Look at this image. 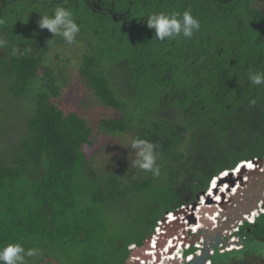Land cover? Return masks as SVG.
Segmentation results:
<instances>
[{
	"label": "trees",
	"instance_id": "1",
	"mask_svg": "<svg viewBox=\"0 0 264 264\" xmlns=\"http://www.w3.org/2000/svg\"><path fill=\"white\" fill-rule=\"evenodd\" d=\"M7 1L0 0V38L8 42L0 86L30 109L16 117L23 128L15 141L0 134V247L38 248L28 264H126L130 245L141 246L167 211L195 202L223 171L264 157V85L248 80L264 71V8L255 0H38L41 9L17 7L4 17ZM57 5L70 8L80 28L81 81L116 112L99 128L156 144L160 178L144 171L127 181L87 159L92 127L54 102L61 86L43 63L65 41L36 27ZM185 10L200 22L190 39L160 41L147 26L152 13ZM237 234L242 248L216 250L227 260L211 264H264L253 251L264 245V212Z\"/></svg>",
	"mask_w": 264,
	"mask_h": 264
},
{
	"label": "rangeland",
	"instance_id": "2",
	"mask_svg": "<svg viewBox=\"0 0 264 264\" xmlns=\"http://www.w3.org/2000/svg\"><path fill=\"white\" fill-rule=\"evenodd\" d=\"M29 5L35 6V10L42 8V3L38 0H8L4 17L10 15L11 11H14L13 9L17 7ZM254 5L264 8V0H255ZM38 26L37 23L36 27ZM26 28H28L27 24L21 22L20 29L25 30ZM29 37L32 38V35ZM83 52H85V48L80 41H75L72 44L60 41L53 44L47 52L43 63L52 68L61 86L60 95L54 99V102L65 113L71 111L78 113L92 127V144L83 147V152L92 166L95 169L105 168L111 172L120 173L127 181H131L138 177L140 173L144 174V171L139 169V172L138 168L132 166V161L135 158V151L130 146L132 137L127 133L112 135L99 128L98 121L100 119L114 116L116 112L103 106L93 92L81 81L78 69ZM0 53H4L3 48H0ZM5 89V86H0V118L1 121L7 118L5 125L0 128V134L5 136L7 143L11 144L19 135V130L23 128V121L20 119L26 116L30 106L23 101L24 98L22 100L10 98ZM16 117L20 119L16 120ZM162 174L165 176V173ZM160 177L158 175V178ZM216 186H218L217 183ZM197 196L201 197L200 194ZM111 214L110 218L113 225L119 223L118 213L112 212ZM195 234L192 232L191 235ZM239 247L235 246L234 248ZM188 251L189 249L185 250L184 253L186 254ZM253 251H255V255L264 256V245L253 247ZM227 255L226 257L222 255L220 258L218 254H215L212 257L225 261ZM40 264H43V262Z\"/></svg>",
	"mask_w": 264,
	"mask_h": 264
},
{
	"label": "water",
	"instance_id": "3",
	"mask_svg": "<svg viewBox=\"0 0 264 264\" xmlns=\"http://www.w3.org/2000/svg\"><path fill=\"white\" fill-rule=\"evenodd\" d=\"M245 163H251L253 167L248 168L247 165H243ZM216 183L234 187L235 193H231L228 197L221 194V201L215 202L211 195L202 192L200 195L204 197L205 205H200V196H197L196 201L192 203L193 210L197 204L200 205L197 213L201 215L198 219L201 226L198 233L193 235L192 241V243L199 244L198 250L194 251L189 259L185 257L166 258L162 264H207L216 250L231 251L234 249L233 246L241 247L243 245L241 237H238L236 241L230 240V234L237 231L241 224L248 222L249 218H253L255 214L264 210V157L241 162L235 171L226 173ZM214 193L217 195L218 191L215 190ZM216 211L219 216L215 217V223L205 217L206 213L214 215ZM204 212L206 213L202 214ZM176 214H180V211ZM187 219L188 223H196L194 214L187 216ZM162 221H165V217ZM182 226L178 221L166 224L158 246H163L166 239L174 235ZM150 240L151 237L148 236L143 240L141 246L132 249L126 264H146L149 258L146 250L150 246ZM140 260H144V263H140Z\"/></svg>",
	"mask_w": 264,
	"mask_h": 264
},
{
	"label": "clouds",
	"instance_id": "4",
	"mask_svg": "<svg viewBox=\"0 0 264 264\" xmlns=\"http://www.w3.org/2000/svg\"><path fill=\"white\" fill-rule=\"evenodd\" d=\"M146 23L150 29H154L156 39L160 41L171 40L180 36L190 39L200 29L199 20L191 14L190 10H185L183 13H152L148 16ZM38 25L41 29H47L53 36L62 37L68 44L74 43L80 32L72 10L61 5H57L51 14H42ZM7 43V40L0 38V48L7 46ZM24 51L31 53L32 48L26 47ZM248 80L254 86L264 85V71H250ZM130 146L135 151L132 166L142 171H150L153 175H158L160 169L156 165L157 145L149 140L136 137L131 140ZM237 166L233 170L223 171L217 176L215 182L226 173L235 171ZM212 185L211 181L209 187ZM261 212H264V210ZM40 254L41 252L38 248L25 249L21 243H7L0 247V264H28V259L26 258L36 257Z\"/></svg>",
	"mask_w": 264,
	"mask_h": 264
},
{
	"label": "built area",
	"instance_id": "5",
	"mask_svg": "<svg viewBox=\"0 0 264 264\" xmlns=\"http://www.w3.org/2000/svg\"><path fill=\"white\" fill-rule=\"evenodd\" d=\"M216 179H217V177H214L212 179V183L214 181H216ZM211 187H209V189H207L205 191L206 194L207 193L209 194ZM205 202L206 201H205L204 197L201 196L199 199L200 205H205ZM192 203H194V202H192ZM192 203L181 205L179 208L174 210L175 212L169 211L168 213L164 214L165 215L164 216L165 217L164 222L162 221L163 218L157 222V225L154 229V232L150 235V237H151L150 244H149L150 246L146 250V253L149 256L146 264H162L164 259H166V258L168 259V256H175L176 253L178 252V251H176L178 249L176 247L177 243L182 242V244H180L182 246L180 249V253L177 255L178 258L185 257L186 259H189L192 256V254L186 255L184 253V251L190 249L191 247H195L196 251L198 250L199 244L195 243V242L192 243L193 235H191V234H192V232L197 234L200 226L198 227L197 231L192 230V226L197 225V219H196V224L195 223H188L187 216L194 214V216L196 217L197 216L196 215L197 209L200 208V205L197 204V206L195 207V210H193V204ZM179 211H180V214H176V212H179ZM257 215L258 214H256L255 216H257ZM255 216L253 217L252 220L249 219L248 222H253ZM174 221H178L183 226L180 227L179 230L174 235H172L171 237H168L166 239V242L163 244V246L159 247L158 242L160 240L162 233H164V229H163L164 226L166 224L169 225L171 222H174ZM230 240L236 241V240H238V237L236 238L235 236L230 234ZM152 243L154 244L153 245L154 247L152 248L153 252L150 253L149 248L152 246ZM136 247H137L136 245L132 244V245H130L129 249L132 250V249H135ZM233 247H235V246H233ZM220 252H223V251H220ZM152 254L155 256L154 258H151ZM159 254H160V256H159ZM152 261H154V262H152ZM140 263H144V260H140ZM210 263H211V261H208L207 264H210Z\"/></svg>",
	"mask_w": 264,
	"mask_h": 264
},
{
	"label": "bare ground",
	"instance_id": "6",
	"mask_svg": "<svg viewBox=\"0 0 264 264\" xmlns=\"http://www.w3.org/2000/svg\"><path fill=\"white\" fill-rule=\"evenodd\" d=\"M243 165H247V167L248 168H252L253 167V165H252V167H249L248 165H249V163H245V164H243ZM222 177H224V175L222 176ZM213 185H212V187H211V189H210V192H209V195H211L212 197H213V199H214V201L216 202V201H221V194H223V195H226V197H228L231 193H235V189H234V187H230L229 185H227V184H220V185H218V186H216V182L214 181L213 183H212ZM218 191V193H216L217 195H215V193L213 194V192L214 191ZM204 206V205H203ZM207 212V211H206ZM206 212H204V213H202V214H205ZM215 214L214 215H209L208 213H206L205 214V217H207V218H209L211 221H213L214 223L216 222V218L215 217H218L219 216V213L216 211V212H214ZM197 216L195 217V219H197V225H193L192 226V230H194V231H197V229H198V227L199 226H201L200 225V222H199V217L201 216L200 215V213L198 214H196ZM256 215V214H255ZM254 217V216H253ZM250 220H252L253 218H249ZM196 224V223H195ZM154 243V242H153ZM152 243V246L149 248L150 249V253L151 252H153V244ZM180 244H182V242L181 243H177L176 244V247L178 248L176 251H178L177 253H176V255L175 256H168V259H176V257H178L177 255L180 253V249H181V245ZM153 256V257H152ZM159 256H160V254H159ZM155 256L152 254L151 255V258H154ZM152 262H154V261H152Z\"/></svg>",
	"mask_w": 264,
	"mask_h": 264
},
{
	"label": "flooded vegetation",
	"instance_id": "7",
	"mask_svg": "<svg viewBox=\"0 0 264 264\" xmlns=\"http://www.w3.org/2000/svg\"><path fill=\"white\" fill-rule=\"evenodd\" d=\"M231 235H233V236L235 235L236 238H237V237H240V235H238L237 232H233ZM242 246H243V245H242ZM242 246H241L240 248H242ZM240 248H237V249H240Z\"/></svg>",
	"mask_w": 264,
	"mask_h": 264
},
{
	"label": "snow or ice",
	"instance_id": "8",
	"mask_svg": "<svg viewBox=\"0 0 264 264\" xmlns=\"http://www.w3.org/2000/svg\"><path fill=\"white\" fill-rule=\"evenodd\" d=\"M249 167H252V164L251 163H249V165H248Z\"/></svg>",
	"mask_w": 264,
	"mask_h": 264
}]
</instances>
